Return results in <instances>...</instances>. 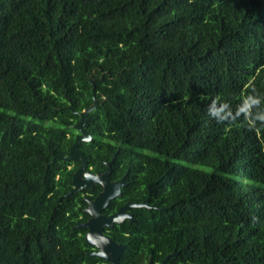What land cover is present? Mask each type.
Here are the masks:
<instances>
[{
	"label": "trees",
	"instance_id": "trees-1",
	"mask_svg": "<svg viewBox=\"0 0 264 264\" xmlns=\"http://www.w3.org/2000/svg\"><path fill=\"white\" fill-rule=\"evenodd\" d=\"M92 86L103 213L149 193L106 229L120 263L264 264V0H0V264H105L60 160Z\"/></svg>",
	"mask_w": 264,
	"mask_h": 264
},
{
	"label": "water",
	"instance_id": "water-1",
	"mask_svg": "<svg viewBox=\"0 0 264 264\" xmlns=\"http://www.w3.org/2000/svg\"><path fill=\"white\" fill-rule=\"evenodd\" d=\"M92 104L79 115V121L76 123L77 135L74 138V142L70 146L68 155L61 157L62 161H71L80 160V165L77 170L72 175L71 180V189L66 194L81 192L83 190L92 189L94 185H100L102 190L97 196L91 200L87 201V207L84 212L89 215V220L86 223L76 226V228L85 229V242L93 246L96 251L91 253L90 256L98 257L106 261L108 264H121L120 256L124 249V246L118 244L105 235H103L104 228H110L114 224H120L125 219L131 220L132 214L127 213V210L135 207H143L145 209H150V206L147 205L149 200V193L144 201L141 203H126L119 208L117 213L105 217L103 212L108 207L109 202L115 198H118L121 193V187L125 185L124 177L119 183H112L109 181V174L111 172V165L114 163L115 154L112 156L111 160L105 164L106 170L102 174H93L87 172V159L86 157L78 150V145L81 142H89L91 136L83 130V127L86 123V116L92 110H94L98 105V98L95 94L94 86H92ZM149 191V187H147ZM178 252L173 251L168 254L160 264H165L171 257L177 256ZM148 264H152L151 261Z\"/></svg>",
	"mask_w": 264,
	"mask_h": 264
},
{
	"label": "flooded vegetation",
	"instance_id": "flooded-vegetation-1",
	"mask_svg": "<svg viewBox=\"0 0 264 264\" xmlns=\"http://www.w3.org/2000/svg\"><path fill=\"white\" fill-rule=\"evenodd\" d=\"M83 130H84V128H83ZM76 135H77V132L75 133V136H76ZM75 136H74V138H75ZM78 150H79V149H78ZM80 152H81V151H80ZM82 154H83V153H82ZM83 155H84V154H83ZM84 156H85V155H84ZM77 161H79V164H78V166H77V168H78L79 165H80V163H81L80 160H76V161H74L73 163H75V162H77ZM87 164H88V163H87ZM76 170H77V169H76ZM76 170H75V171H76ZM105 170H106V169H105ZM75 171H74V172H75ZM86 171H87V172H90V171L87 170V169H86ZM103 172H105V171H103ZM103 172H101V173H93V174H102ZM90 173H91V172H90ZM110 173H111V172H110ZM109 176H110V174H109ZM123 177L125 178V176H123ZM123 177H121V179H122ZM121 179L118 180V181H111V180L109 179V181L112 182V183H119V182L121 181ZM71 180H72V179H71ZM125 184H126V183H125ZM94 186H100V185H94ZM94 186H93V187H94ZM124 186H125V185H124ZM124 186H122V187H124ZM93 187H92V189H93ZM122 187H121V189H122ZM92 189H89V190H92ZM101 190H102V188H101V186H100V191H99L98 193H100ZM83 191H84V192L81 191V193H82L83 195H87V197H84V199H85L86 202H87V201H91V200H93V199H90V198L88 197L89 195H88V193H87L85 190H83ZM98 193H97V194H98ZM96 196H97V195H96ZM96 196H95V197H96ZM120 196H121V195H120ZM120 196H119V197H120ZM95 197H94V198H95ZM111 201H112V200H111ZM111 201H110V202H111ZM110 202H109V204H110ZM127 203H129V202H127ZM125 204H126V203H125ZM123 205H124V204H123ZM123 205H121V206H123ZM108 206H109V205H108ZM121 206L118 207L117 211L119 210V208H120ZM130 209H131V208H130ZM130 209H129V210H130ZM105 210H106V209H105ZM129 210H127V213H130ZM117 211H116V212H113V213H109V214H107V215H105V214L103 213V215H104L105 217H108L109 215H112V214L117 213ZM88 220H89V218H88L85 222H83V223H86ZM83 223H81V224H83ZM81 224H79V225H81ZM114 225H115V224H114ZM114 225H113V226H114ZM77 226H78V225H77ZM113 226H112V227H113ZM112 227H110V228H112ZM106 229H109V228H104V230H103V235H105L106 237H108V236L106 235V233H105V232H106ZM85 232H86V230H85ZM84 236H85V234H84ZM108 238L111 239L110 237H108ZM111 240H112V239H111ZM112 241H114V240H112ZM114 242H115V241H114ZM116 243H117V242H116ZM123 246H124V245H123ZM95 251H96V249L92 246V252H91V253H93V252H95ZM91 253H90V254H91ZM90 254H89V255H90ZM166 256H167V255H166ZM97 258H98V257H97ZM149 261H151L152 264H160L163 260H162L161 262H157V263H156V262H153V261H152V258H149V259H148V262H149ZM168 261H169V260H168ZM104 262H105V264H108L106 261H104ZM148 262H147L146 264H148ZM165 264H166V263H165Z\"/></svg>",
	"mask_w": 264,
	"mask_h": 264
},
{
	"label": "rangeland",
	"instance_id": "rangeland-1",
	"mask_svg": "<svg viewBox=\"0 0 264 264\" xmlns=\"http://www.w3.org/2000/svg\"><path fill=\"white\" fill-rule=\"evenodd\" d=\"M201 170H204V171H208L209 168H206V167H200Z\"/></svg>",
	"mask_w": 264,
	"mask_h": 264
}]
</instances>
